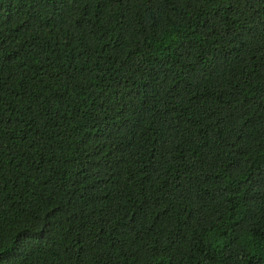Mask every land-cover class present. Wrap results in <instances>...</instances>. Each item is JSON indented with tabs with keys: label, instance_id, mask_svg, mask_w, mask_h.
<instances>
[{
	"label": "trees",
	"instance_id": "trees-1",
	"mask_svg": "<svg viewBox=\"0 0 264 264\" xmlns=\"http://www.w3.org/2000/svg\"><path fill=\"white\" fill-rule=\"evenodd\" d=\"M0 264H264V0H0Z\"/></svg>",
	"mask_w": 264,
	"mask_h": 264
}]
</instances>
